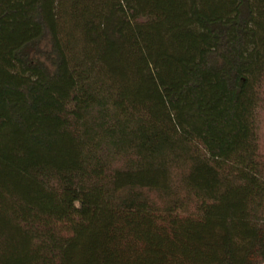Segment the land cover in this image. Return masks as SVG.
I'll list each match as a JSON object with an SVG mask.
<instances>
[{"label":"trees","instance_id":"1","mask_svg":"<svg viewBox=\"0 0 264 264\" xmlns=\"http://www.w3.org/2000/svg\"><path fill=\"white\" fill-rule=\"evenodd\" d=\"M264 0H0V264H264Z\"/></svg>","mask_w":264,"mask_h":264},{"label":"rangeland","instance_id":"2","mask_svg":"<svg viewBox=\"0 0 264 264\" xmlns=\"http://www.w3.org/2000/svg\"><path fill=\"white\" fill-rule=\"evenodd\" d=\"M262 121H263V124H264V116H263V118H262Z\"/></svg>","mask_w":264,"mask_h":264}]
</instances>
